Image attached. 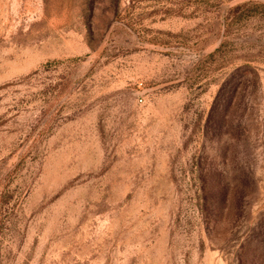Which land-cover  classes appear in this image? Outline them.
I'll return each mask as SVG.
<instances>
[{
  "label": "rangeland",
  "instance_id": "374dc122",
  "mask_svg": "<svg viewBox=\"0 0 264 264\" xmlns=\"http://www.w3.org/2000/svg\"><path fill=\"white\" fill-rule=\"evenodd\" d=\"M0 264H264V0H0Z\"/></svg>",
  "mask_w": 264,
  "mask_h": 264
}]
</instances>
